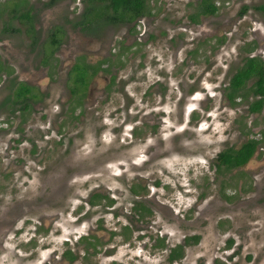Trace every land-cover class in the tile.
<instances>
[{
  "label": "rangeland",
  "instance_id": "rangeland-1",
  "mask_svg": "<svg viewBox=\"0 0 264 264\" xmlns=\"http://www.w3.org/2000/svg\"><path fill=\"white\" fill-rule=\"evenodd\" d=\"M214 1L219 16L199 18L200 26H194L190 18H197L201 0H147L152 17L137 28L145 36L133 48L123 45L126 52L122 68L117 66L118 80L110 99L100 100L85 120L63 127L60 125L67 119L59 122L55 114L38 111L32 120L37 130L24 132L23 143L15 142L11 131L2 127L0 226L13 230L0 244V264H43L44 258L62 251L63 240L72 230L79 237L99 225L107 230L105 238L109 230L122 231L121 224L133 216L132 185L147 190L143 199L147 197L146 203L154 205V216L143 221L144 242L132 251L123 247L120 236L112 245L105 242L101 252L114 247L109 255L114 262L105 260V264H166V255L152 248L160 236L169 246L181 244L186 237H201L176 264H264V144L258 161L246 169L214 171L221 151L246 141L243 126L247 125L252 138H264V114L247 117L246 108L240 106L231 111L216 89L224 75L241 65L245 45L258 39L245 33L247 24L237 15L244 3L252 1ZM85 4V0H64L54 7H38L43 30L63 24L70 41H75L78 35L72 23ZM191 25L190 30H183ZM122 32H116L115 41L122 38L118 37ZM4 39L0 37V41ZM11 41L23 45L18 37ZM126 43L129 45V39ZM259 50L264 55V42ZM23 55L14 56L17 65L23 62ZM31 56L38 59L30 52L26 61ZM173 70L169 78L166 71ZM186 77L188 87L197 90L203 81L216 89L219 98L213 94L212 100L195 103L198 118L194 120L193 115L190 128L183 131V111L177 114V105L158 95L169 81L177 98V87ZM152 100L161 103L155 113L149 108ZM5 115L0 112V121ZM154 119L164 126H152ZM172 126L175 131H170ZM131 129L138 136L132 137ZM98 190L116 199L115 211L89 210L86 200ZM39 225H43V238L40 231V239L32 241ZM19 229L24 230L15 237Z\"/></svg>",
  "mask_w": 264,
  "mask_h": 264
},
{
  "label": "flooded vegetation",
  "instance_id": "flooded-vegetation-1",
  "mask_svg": "<svg viewBox=\"0 0 264 264\" xmlns=\"http://www.w3.org/2000/svg\"><path fill=\"white\" fill-rule=\"evenodd\" d=\"M62 1L64 0L3 1L4 9L0 10V19L2 18L0 37L3 36L5 39L3 40L4 43L0 41V45H2L0 47V94L2 93L0 112L1 114L5 112L7 118L4 117L5 120L0 121V132L4 129L2 127L6 126L7 129L4 130L6 132L11 131L12 138H17L15 142L23 143L24 140L21 138H23L24 132L30 134L37 130L32 126V120L37 117L38 111H43V115H47V113L55 114L59 122H65L67 119V122L60 126L70 127V125L73 126L74 123L77 124L80 120L83 121L86 117L88 118L90 116L88 111L95 109L100 100L105 98V101H108L118 80L117 66L122 68L123 61H121V58L126 52L123 45L133 48L136 43L140 42L146 32H143V34L137 32L139 23H142V20L148 17H152V13L148 10L147 0H145L144 15L130 20H127V16L124 20L115 19L113 15L116 13L112 8L107 12L104 10L106 15L102 18H96L97 8H104L107 1L85 0L86 4L83 5L77 20L72 21V28L76 30L78 37L75 41H70L69 31L63 24L50 27L47 31L43 30V15L38 10V7L41 8L43 4L50 8L57 6ZM249 1L252 2L244 3L237 15L239 21L247 24L245 33L252 37H258V39L250 40L245 45L247 49L244 50L245 57L242 59L241 65L231 70L230 75H224L226 83L223 85L224 81H222L220 86L216 87L217 92L221 94L215 92V88L211 89L203 81H200L197 90H193L192 87L187 86L186 77V82L181 87H177V98L176 91H174L175 87H172L169 81L164 91L158 95L161 100L170 101L175 107L177 105V114L183 111V131L190 128L193 115L194 120L198 118L197 109L194 107L195 103L207 99L212 100L214 98L213 94L216 99L219 98L217 95L219 94L222 103L227 105L231 111H235L240 106L246 108L247 117H260L264 114V94L258 91V84L261 83V79L264 80V55L259 50L261 42H264V1H257L258 3H256V0ZM197 9V18H190L194 26H200L199 18L214 19L220 14L219 6L216 5L214 0H201ZM73 12L75 13V11ZM129 15H134V13ZM3 18H7V20ZM191 28L192 25L185 26L183 30L188 31ZM118 30L123 31L118 36L123 38V40L120 38L121 41H118V39L115 41ZM16 37L23 41H20V44H23L22 46L12 43L11 40ZM66 37H68V43H65ZM127 39H129V45L126 43ZM221 43L223 42L220 41ZM20 52H24L23 62L17 65L14 56ZM30 52L37 55L38 59L36 61L32 56L29 61H26L25 58L30 55ZM218 52V49L215 50V53ZM5 54L10 55L8 60H4ZM192 55L193 52L189 56ZM250 60H254L255 64L260 65L263 73L251 74L244 84L238 88L235 86L236 82L234 80L239 71L244 69ZM189 64L190 60L187 66ZM214 67L218 68L217 61L214 62ZM206 72L205 70L204 73ZM166 73L171 78L174 75V70L173 73L172 71H166ZM207 74L205 75L207 76ZM203 79L205 78L203 77ZM149 104H151L149 107L152 110L151 112L155 113V109H158V105L161 103L152 100ZM152 126L163 127L164 125L154 119ZM248 129L247 125L243 126L242 132L246 141L241 146L228 147L216 156L215 173L220 174L224 169L227 171L246 169L250 164L258 161L264 138H252L253 136L248 133ZM40 130H42L41 127ZM131 130L132 137L138 136L135 129ZM171 130L175 131L176 127L172 126ZM45 132L48 133L47 130ZM1 138L2 135L0 134ZM26 143H28V140ZM250 143L254 145L255 151L242 167L228 170L219 162V156L224 152L229 150L240 151L243 146ZM29 144L32 146L31 143ZM67 144H69V141H67ZM146 192L147 190L141 186L132 185L130 187L129 194L134 200L131 207L134 219L131 214L127 216L125 223L121 224L122 231L109 230L108 236L105 238L104 235L107 230L103 231V226L99 225L95 229L94 227L90 228L88 233H83L79 237H76L78 233L72 230L69 232L68 238L63 240L62 251L44 258L43 264H105V260L113 263L114 261L109 255H112L114 247L102 252L101 249L104 248L103 244L105 242H108L109 245L115 243L114 241L118 236L121 238L123 247H126L129 251L135 249L144 240V235L141 232L143 221L151 219L155 212L152 208L154 205L146 203L147 197L143 199ZM56 193H58V190ZM54 199L57 202L55 197ZM52 201L49 198V202ZM115 204V198L99 190L91 193L86 200L89 210L100 207L115 211L116 208L112 209ZM154 204L157 205L156 202ZM12 230L11 226L5 224L0 226V236L2 235L0 244H3L6 235ZM23 230L16 231L15 237L18 233L22 234ZM40 231L41 238H43V225H39L34 229L32 241L40 239ZM195 237L199 238V243L200 236H190L186 237L179 245L169 246L166 239L160 236L153 241L152 248L162 251L166 255V264H176L184 259L188 248L198 244L190 240L186 243L187 238ZM230 243L232 244V241ZM143 244L144 248L146 244ZM180 246L183 248L181 251L183 257L176 260L173 257L175 256L173 252Z\"/></svg>",
  "mask_w": 264,
  "mask_h": 264
},
{
  "label": "trees",
  "instance_id": "trees-1",
  "mask_svg": "<svg viewBox=\"0 0 264 264\" xmlns=\"http://www.w3.org/2000/svg\"><path fill=\"white\" fill-rule=\"evenodd\" d=\"M107 1L104 5V8H97L96 10V18H102L106 15L104 10L107 12L110 8L116 13L114 14V18L117 20H124L125 16H127V20L132 18L143 16L145 12V0H103ZM121 12V13H120ZM130 13H134V15H129ZM263 73L260 65L254 63V60H250L247 66L240 70L234 82L236 87H241L245 80L253 73ZM258 91L264 94V80L261 79V83L258 84ZM254 145L248 144L242 147L240 151L229 150L224 152L219 156V162L223 166H225L228 170L235 169L238 167H242L245 165L251 156L254 154ZM198 237L195 238H187L186 243L190 241H194L193 243H198ZM182 247H177L174 250L173 256L176 260H179L183 257L182 255Z\"/></svg>",
  "mask_w": 264,
  "mask_h": 264
}]
</instances>
